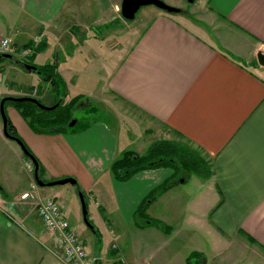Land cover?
I'll list each match as a JSON object with an SVG mask.
<instances>
[{"label":"crops","instance_id":"1","mask_svg":"<svg viewBox=\"0 0 264 264\" xmlns=\"http://www.w3.org/2000/svg\"><path fill=\"white\" fill-rule=\"evenodd\" d=\"M161 1L181 12L146 10L134 20L127 37L119 28L102 29L121 17L122 0H14L26 21L37 28L47 26L60 37L57 48L62 45L64 51L72 52L76 34L79 44L94 41L113 57L110 64L99 58L104 79L95 80L96 85L86 91L83 86L92 80H74L71 69L66 70L65 64L74 55L66 62L58 60L59 52L55 54L56 71L66 87L64 103L79 97L78 109L83 103L93 107L109 101L125 111L140 133L135 135L128 126L130 132L122 130L123 139L119 129L92 121L80 131L38 134L13 106L6 105L7 120L41 165V180L72 178L76 184L38 187L33 198L22 200L34 181L33 172L23 168L28 159L19 146L5 138L0 117V264H66L37 213L38 204L47 199L57 202L67 219L64 196L71 198L80 190L98 200L97 207L104 205L114 212L115 225L124 220L133 223L138 206L172 171H142L119 182L110 166L123 152L143 155L159 140L178 142L197 152L209 163L211 175L208 179L191 175L179 181L148 206L147 216L175 231L164 216L151 212L177 189L169 209L181 214L176 231L201 230L208 243L193 251L199 256L192 264H244L247 258L241 259L242 253L264 259V67L256 59L258 53L264 54V0H192L187 14L183 5L188 0ZM48 39L46 35L45 42ZM35 41L28 39L20 45H35ZM36 90L34 86L21 90L9 83L0 92V100L5 96L39 100ZM46 97L52 105L53 93ZM132 138L135 149H128ZM192 176L203 187L199 193L179 188L188 185ZM113 221H107L114 240L107 243L104 257L98 256L95 247L87 252L83 243L94 264H128V258L127 262L121 258ZM139 229L159 230L153 226ZM95 231V244H101L102 235Z\"/></svg>","mask_w":264,"mask_h":264},{"label":"rangeland","instance_id":"2","mask_svg":"<svg viewBox=\"0 0 264 264\" xmlns=\"http://www.w3.org/2000/svg\"><path fill=\"white\" fill-rule=\"evenodd\" d=\"M191 5V2L183 5V11L186 14L189 12ZM152 9L157 10L154 6L142 7L136 13L135 18L132 21H125L120 17L116 21H112L111 24H113V28H119L118 30H121L123 34L128 37L132 31V27H134L133 24L136 23L134 20H138L139 17H142L146 10ZM120 22L123 23L122 27L120 26ZM31 24L32 23H29L28 20L26 21L24 16L19 13L18 8L14 4V0H0V40L3 38H9L15 46H17V48L23 47L20 44L24 43L28 39L34 41L36 40L35 44L38 42L39 45L47 43V47L45 49H41L40 52L35 54L36 58L34 63L38 66L46 63H53L55 54L58 52L57 57L60 61L63 58V61H68L67 58L73 54L74 56L70 57L71 60L69 63L65 64L66 70L71 69L73 72V76L71 78L74 77V80H76V78L77 80H94V82L91 81L87 87L83 86L85 90L88 88L86 91L91 90V87L96 85L95 80L97 83V80L104 79V70L102 67L100 68L99 58L104 57L108 59L107 64H110V62L113 61V57L108 55L109 51L105 50V48L100 50L97 43H94V41L79 44L80 36L76 34L74 35L75 41L72 39L75 42L72 44L76 45V51V48L73 49L72 52H70L69 50L71 49L68 48L64 51L65 49L62 48V45H58V48L60 47L58 50L56 47V41L60 37H56V33H53V31H51L47 26L37 28ZM46 35L49 36L47 42H45ZM30 50L33 53L34 49ZM102 62L105 63V59ZM0 83V92L4 91L6 85L9 83H13V86L16 87L20 86L21 90L27 86H34L35 90L37 89L36 92L40 91L39 94H37L41 97L39 101L45 106H51V102L46 97L47 95L49 97L51 91H49L46 84L40 81L39 75L36 72H26L8 59H2L0 61ZM85 105L88 106L87 103H83L78 109L73 111V117L76 120L83 121L85 119V122L90 123L95 121V123H103L115 130L119 129L117 130V133H119L120 137L123 139H125V133L122 130L123 128H128V126L131 127L130 129L135 135L140 133L139 126L132 125L129 118L125 115V111L120 112L114 107L113 103L104 101L98 104V102H96L94 105L96 110L94 112H87L86 109L83 108ZM130 129L128 128V132H130ZM129 135L130 133H128V136ZM179 140L181 139L179 138ZM128 141V149H135L133 148L135 143L133 138ZM13 146L15 147L16 145L13 144ZM26 163H29V161L27 160L24 162L23 168L31 173V171L26 167ZM19 172L21 173L24 171ZM180 187L181 190L192 194L201 192L203 188H201L200 180L195 176L191 177V181L188 185L183 184L182 186H179V188ZM176 191L177 189H174L169 193L170 195L161 199L151 212L153 215H157L159 217L164 216L168 221L166 224L172 226L171 229H175V231V223L179 219V216L177 215L181 214L172 213L169 209L173 208L174 201L170 198L172 197V192L175 194ZM84 203L86 205L88 222L94 226V228L98 229L102 235L101 241H99L101 244H95V238L92 231L83 222L82 205L78 195L75 194V196L71 198H69V196H64V203L62 205L64 209L63 212L77 233L79 239L85 243L87 252H90V249L95 247L96 252L99 254L98 256L104 257L103 253L107 252V243H110L109 245H111L114 240L112 235L109 234L110 229L107 226V221L112 223L115 218V213L109 212L104 205L97 207V205H99L98 200H91L89 196H84ZM176 203L177 206L180 207L179 200L176 201ZM137 221L140 222L139 219H137ZM111 227H113L116 231L115 240H117L116 242L121 249V258L123 261L128 258L130 261L127 262L126 260L128 264H187L186 258H188L191 252L197 248L206 247L208 245V243H205V234H203L201 230H195L194 228H187L183 230L177 229L178 231L169 233H164L163 231L157 229L144 231L137 228L134 223L127 220H124L122 223L117 222L116 225L114 222ZM45 232L47 231L45 230ZM112 233L115 235L114 232ZM58 251L60 252V250ZM232 253H235L234 250ZM237 254L235 256H237ZM252 257L249 253L240 254L241 259L247 258L244 264H264L263 258L255 256Z\"/></svg>","mask_w":264,"mask_h":264},{"label":"trees","instance_id":"3","mask_svg":"<svg viewBox=\"0 0 264 264\" xmlns=\"http://www.w3.org/2000/svg\"><path fill=\"white\" fill-rule=\"evenodd\" d=\"M112 25L113 24L109 23L102 29L111 28L113 27ZM44 46V43L41 45H34V42H27L22 48L34 50L32 55L26 61L22 62L35 66L33 63L34 56L37 52H40L41 49H44ZM1 60L2 59H0V61ZM35 67V71H25L36 72L43 83L49 84V87L52 91L51 93H53L55 96V100L52 105L58 104V106L50 112L40 110L35 104L31 102H6L4 107H6V105L13 106L19 112L21 117L27 122L31 130L38 134L62 133L69 129L80 131L87 128L90 122H85V119L83 121L76 120L73 117V111L78 107L80 98L75 97L69 102L64 103L66 87L56 71V64L53 62ZM37 101L40 102L38 99ZM95 110L96 108L94 106L89 107L88 105V108H86L87 112H94ZM7 130L12 136L19 138L8 120ZM29 153L31 154L30 151ZM38 165L40 175L41 165L39 162ZM159 168L170 169L172 174L169 179H167L162 185L155 189L141 202L133 214V223L138 228L153 226L164 233H169L171 230L168 226L147 216L146 210L148 206L160 194L176 185L179 181H185V179L191 175H196L201 179H208L211 175V172L209 163L197 152L191 150L181 143L167 140H159L151 143L143 155H138L132 151L123 152L116 160L113 161L110 166L113 178L119 182H126L139 172ZM137 219H139L140 222H138ZM93 232L96 233L95 228H93ZM197 256H199L198 253H191L187 258V264H192L191 260L195 259Z\"/></svg>","mask_w":264,"mask_h":264},{"label":"built area","instance_id":"4","mask_svg":"<svg viewBox=\"0 0 264 264\" xmlns=\"http://www.w3.org/2000/svg\"><path fill=\"white\" fill-rule=\"evenodd\" d=\"M0 53L10 54L21 61H26L32 55V51L29 48H17L9 38L0 40ZM26 167L31 173L33 172V165L30 161L26 163ZM37 189L38 186L33 181L29 186V190L22 194L20 198L22 200L33 198L32 192ZM37 213L44 229L55 238L61 258L66 264L95 263L93 259L89 258L84 244L77 236V233L69 227V223L57 202L47 199L39 203Z\"/></svg>","mask_w":264,"mask_h":264},{"label":"water","instance_id":"5","mask_svg":"<svg viewBox=\"0 0 264 264\" xmlns=\"http://www.w3.org/2000/svg\"><path fill=\"white\" fill-rule=\"evenodd\" d=\"M191 2L192 0H188ZM147 6H154L166 13L174 14V13H180V9L169 6L162 2L161 0H122L121 6H120V15L122 19L125 21H132L135 18L136 13L139 11L142 7ZM0 59H8L12 61L15 65H17L19 68H22L26 71H35L36 67L27 63L22 62L21 60L13 57L10 54L0 53ZM257 63L264 67V54L258 53L256 55ZM6 102H15V103H22V102H31L35 104L40 110L43 111H53L58 104L52 105V106H45L42 103L38 102L36 98L25 96V97H12V96H5L0 100V117L2 120V132L5 136V138L9 141H12L16 143L22 154L27 158L33 165V178L34 182L37 184L38 187H53L58 185H75L76 181L72 178H64L52 182H43L39 176V165L37 160L34 158L33 155L29 153L27 148L24 146L23 142L14 136H12L8 130H7V117L5 115V108L4 105ZM77 194L80 198L81 205H82V215H83V222L85 225L93 231V226L88 222L87 219V210L86 205L84 203V197L80 190H77Z\"/></svg>","mask_w":264,"mask_h":264}]
</instances>
